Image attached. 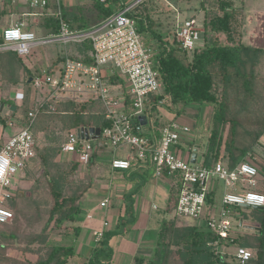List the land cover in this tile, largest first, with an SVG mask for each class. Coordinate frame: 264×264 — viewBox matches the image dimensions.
Here are the masks:
<instances>
[{
  "label": "trees",
  "instance_id": "16d2710c",
  "mask_svg": "<svg viewBox=\"0 0 264 264\" xmlns=\"http://www.w3.org/2000/svg\"><path fill=\"white\" fill-rule=\"evenodd\" d=\"M113 2L117 5L121 0ZM211 2L218 12L206 13L202 33L203 45H200L192 56L177 40L175 32L173 39H170L169 34L160 29L161 24L157 23L149 12L132 13L131 16L135 19L144 42L153 48L155 68L164 85L163 95L171 98L166 108L180 116L188 114V109L192 106L197 111L194 114L195 125L202 114V107L212 108L202 165L211 168L222 161L229 170H234L242 162L250 163L260 171L256 191L264 195V49L245 45L240 40L236 21L233 23L238 0ZM206 3L208 0L201 3L202 8H207ZM91 10L97 14L95 23L81 7L62 5L61 15L71 30L81 31L92 28L114 13L110 6L100 3L99 0H93ZM56 13L42 18L46 36L58 35L60 32V18ZM25 29L30 30V26L27 25ZM2 35L3 32L0 33V45L3 44ZM73 48L75 53L69 54L72 59L88 65L93 63L90 41L74 43ZM26 58L13 51H0V82L17 86L37 75V71L31 72ZM64 60L65 55L58 57L55 63L59 64ZM119 81L118 78L111 79L113 83ZM34 95V99L18 107L12 117L16 118L21 114L24 118L18 119L25 125H30L28 109L39 111L30 129L35 135L43 134L49 141L47 147L36 145V157L41 160L42 176L48 182L50 196L49 200L46 198L42 204L44 207L31 196H20V193L13 196L9 208L14 211L16 218L32 219L42 226L39 231L28 234L10 232L5 233V237L21 244L19 252L25 261L22 264H67L74 255V247L50 246L49 238L52 233L65 228L78 231L77 221L81 214L79 202L91 187V181H77L74 178L81 163L64 164L55 160L62 152L63 144L67 142L70 129L86 130L95 127L104 130L113 124L106 120L100 109L89 103L67 101L60 103L57 110L52 111L48 105H42L44 99L40 93L34 91ZM162 97H152V100L156 101L155 106ZM8 122L10 118L4 117L3 112H0V123L6 125ZM171 179L174 184L171 204L167 209L169 213L175 208L180 187L177 175H172ZM140 187L141 185L134 193ZM217 193L222 194V190ZM217 193L208 194V203L217 202ZM232 210L241 215L239 219L250 222L232 245L246 247L255 252L247 264H264V207L248 208L235 205ZM121 226L123 229L126 227L125 224ZM10 228L7 226L4 230L11 231ZM112 236V233H107L97 243L89 264L110 263L113 252L109 242ZM217 239L214 233L206 228L178 226L175 220L165 221L153 256L149 260L138 257L136 264H238L223 258L217 252L214 245ZM6 241L8 243L9 240ZM7 250V247L0 243V251ZM29 256H32L31 260L28 259ZM8 262L10 264L6 257L0 259V264Z\"/></svg>",
  "mask_w": 264,
  "mask_h": 264
},
{
  "label": "built area",
  "instance_id": "2783aa9c",
  "mask_svg": "<svg viewBox=\"0 0 264 264\" xmlns=\"http://www.w3.org/2000/svg\"><path fill=\"white\" fill-rule=\"evenodd\" d=\"M20 1L38 11H47L49 5L55 2L60 32L58 35L39 38L35 32L25 29L24 22H19L4 29L0 51H13L21 57H28L34 49L53 43L67 45L90 41L92 45V64L72 59L66 53L59 69L52 73L39 71L33 78L32 89L44 94L45 103L42 105L46 104L56 111L60 103L67 101L99 102L106 120L113 124L101 130V139L107 141L114 150L127 151L125 158L112 160V168L127 171L136 166H153L157 177L177 175L180 187L175 213L178 217L202 219L208 206V194L217 190L218 183L223 182L225 188H232L235 193H225L221 210L216 217L206 219L205 227L218 238L214 245L223 258L247 264L255 252L232 245L240 233L246 230L244 221L235 219L238 215L232 206L264 207V195L256 191L260 171L247 162L229 170L222 161L205 168L196 159H183L177 147L190 128L175 120L164 125H157V117L153 121L157 105L166 108L171 98L163 95L164 85L155 68L153 48L144 42L131 16L133 10L145 0H121L117 5L113 0H99L115 10L113 15L81 31L71 30L63 20L62 0H0V5ZM202 33L196 19L185 20L175 31L177 40L190 56L203 45ZM114 78L120 81L111 82ZM16 92V99L19 100L24 91L19 89ZM153 96H163L156 106ZM38 112H29L30 125L11 137L0 149V224L14 219V213L3 203L13 196L14 177L36 157V139L30 127ZM142 116L148 118L147 124L152 130L149 136L136 131L138 119ZM88 131L70 129L67 142L62 147L63 154L75 156L83 165L90 164L93 157V147L81 137L82 132ZM100 206L107 208L108 201H103ZM108 228L109 223L105 222L103 229L95 234L96 243L104 238ZM230 246L235 247L234 252L222 251V248L229 249Z\"/></svg>",
  "mask_w": 264,
  "mask_h": 264
},
{
  "label": "crops",
  "instance_id": "0c3cea01",
  "mask_svg": "<svg viewBox=\"0 0 264 264\" xmlns=\"http://www.w3.org/2000/svg\"><path fill=\"white\" fill-rule=\"evenodd\" d=\"M88 1L93 2V0ZM246 1L250 3V8H253L254 6V11L256 13H264V0H260V4L259 2L258 4H254V2H250L249 0ZM20 2L27 5L23 1ZM69 2L70 0H66L64 6L73 7L74 5ZM50 6L51 4L49 7ZM49 7L47 10H49ZM36 14L38 13H21L22 16H39ZM201 25L203 26V24ZM28 57L26 58V62L29 64L30 70L33 73H35V71L39 73V71L43 70L52 73L56 69H59L63 63L55 65L51 64L45 69L42 65L35 66L34 62ZM56 60L53 63H55ZM34 77H36V74L29 78L26 83H20L17 86H10L0 82V112H3L4 117L10 118V122L6 125L0 124L4 128L9 125L16 127L15 132L10 136L4 137L3 134L0 133V149L11 137L18 134L22 129L28 127V125H25L20 119H18L24 118L21 114L16 116V118H13L12 113H15L18 107L23 106L25 102L29 103L34 99V90L31 86L32 81L31 83L29 82L30 79L33 80ZM19 89H22L24 92L23 95L19 97V100H17L16 91H19ZM40 96L42 98L44 97V95L41 94ZM2 105L3 108L1 110ZM190 107L193 108L192 106ZM13 108H16V110H13ZM165 110L167 111L160 112L156 115L158 119L157 125H164L172 120H178L177 118L179 116H177L176 113L171 112L167 108H165ZM31 111L34 110L28 109V114ZM193 118L196 119V116L194 115ZM138 122L139 125H136V131L139 133L143 132L142 134L146 136L151 135L152 130L150 126H148V122L143 124L141 123L140 118L138 119ZM89 129L90 128L86 130ZM196 131L197 132H193L190 128V132L183 136L177 149L183 159L190 160L193 158L202 165L205 148L203 147L204 143L202 144L199 139L198 141L196 140L199 136L198 127ZM34 137H36V145L38 144L41 148L48 146L49 141L43 136V134H36ZM83 139L96 140L92 137H84ZM99 139H101V137ZM105 142L107 141L103 140V142H100L98 145L97 152L93 154L91 164H80L79 169L74 174V178L77 181H91V187L86 191L85 195L79 202L81 214L77 221V226H79L78 231L75 232L74 229L70 230L65 228L59 232L52 233L49 238L48 243L50 246L63 245L74 247V255L69 259L67 264H89L93 250L97 245L95 242V234L103 229L105 222L109 223V228L105 234L112 233L113 235L109 242L110 248L113 252V257L109 264H136V259L138 257L149 260L153 256L161 227L165 221L175 220L178 226H199L203 229L206 228V219L218 215L222 208L223 196L225 195L226 189H224V193L222 194H218L217 192L221 190V185L224 186L223 182L218 183L217 190L215 191V193H217V202L215 204L209 202L203 218L200 220L194 219V222H191L189 219L193 218L178 217L175 213V208H173L170 213L167 211L171 204L172 186L174 184L171 176L166 175L163 177H157L152 166H141L140 168H132L127 171L114 170L111 166L112 160L125 158L127 151L125 149L114 150L109 144L108 146L110 147L107 150L104 148L105 145H107ZM55 161L64 164L78 162L75 156L63 154L62 152L58 155ZM95 166H98L100 171L97 173L95 172L93 177L86 176L87 169L92 168L89 169V171H91ZM42 175L43 169L41 168L40 158L36 157L33 160H30L26 164L24 170L14 177L12 188L13 196L17 193H20V196L25 194L26 196L33 197L35 202L41 203V205L46 198L49 200V185L47 184L48 182L46 178ZM140 185V189L134 193ZM220 198L221 205L219 207L217 206V203ZM10 199L6 200L3 205L14 213V211L9 208ZM105 200L108 201V206L107 208H102L100 204ZM235 214L237 213L235 212ZM14 216L13 220L6 224H0V243L8 249L5 252L0 251V259L6 257L10 260V264H22V262L24 263L25 261L19 252L21 244L19 241H12L10 240L11 238L5 237V233L15 232L16 234H28L33 232V224L38 222H35L32 219H27L25 220L26 222L24 221V226L20 227L17 225L20 219L16 218L17 216L15 213ZM241 221L242 220H240V222ZM121 224H125L126 227L123 229ZM244 224L248 227L250 222L244 221ZM7 226L11 227V231L4 230ZM37 230L39 231L41 229ZM6 240H9L8 243ZM225 249L226 248H222V251ZM28 259L31 260L32 256H29ZM7 264H9V262Z\"/></svg>",
  "mask_w": 264,
  "mask_h": 264
},
{
  "label": "rangeland",
  "instance_id": "374dc122",
  "mask_svg": "<svg viewBox=\"0 0 264 264\" xmlns=\"http://www.w3.org/2000/svg\"><path fill=\"white\" fill-rule=\"evenodd\" d=\"M205 0H145L141 5H138L134 10L133 13H147L149 12L150 15L153 17V19L161 24V30L166 31L167 34H169V38H172L173 33L177 30L178 26L181 25L185 20L187 19H196L199 25L201 26V30H204V27L201 25L205 23L206 13L210 12H216L217 9L213 8L214 3L211 1L214 0H208V3H206V9L202 8L201 3ZM250 2H254L260 4L259 1L255 0H249ZM241 2V3H240ZM66 0L61 1V6L65 5ZM70 4H73V7H81L85 10V14L89 17V19L95 23L97 21V14L93 12L92 9V1L88 0H70ZM54 5V6H53ZM237 10L235 14V24L237 25V29L240 32V40L243 44L252 46V47H260L264 49V13H256L253 8H250V3L246 0H238L237 3ZM241 6V7H240ZM19 10V13H18ZM38 10H31L27 5L23 4L22 2H17L15 4L13 3H7V4H1L0 5V33L4 31V29L11 25H16L19 22H24L26 25L30 26L31 30L36 33L37 37H47L44 33L42 22L44 18L43 16H47V14L55 13L58 11V6L54 2L51 3V6L49 7V10L47 11H38ZM113 11H115L113 9ZM22 12H32V13H38L39 16H22ZM218 12V11H217ZM40 14H43L40 15ZM41 16V17H40ZM74 43H69L67 45L63 43H53L48 44L42 47H38L32 51V54L28 57L30 58L35 66H41L47 69L46 67H49L51 64L55 65L56 63H53L58 57L62 56L66 52L68 54H71L72 52L75 53V50L73 48ZM58 56V57H57ZM264 69V67H263ZM262 69V72H263ZM41 95H44L40 91ZM44 98V97H43ZM160 100H158L159 102ZM89 104L93 107L100 108L101 104L99 102H89ZM165 108L160 107L157 105L156 109L153 113V121H155V117L160 112H166ZM197 111L194 110V108L188 109V114L181 115L177 119L178 122L181 124L187 126L188 128H191L193 132H197L196 129L198 127L199 130V136L197 137V141L199 139L200 142H202L203 147L205 148L207 142H208V127L211 120V112L212 108L210 106L202 107V114L200 116L199 121L195 125V120L193 118L194 114ZM15 126L9 125L7 127H3L0 124V133L3 134L4 137L10 136L12 133L15 132ZM143 133V132H140ZM105 141V140H104ZM100 142H103V139H97V140H86V144L89 143L93 147L92 154H95L97 152V147L100 144ZM105 145V149L108 150L110 146ZM153 167V166H152ZM98 166L94 167L93 170L89 171L88 168L86 176H94L95 172H99L100 169ZM154 169V167H153ZM235 193L232 188H224L222 185L221 190L222 193ZM9 202V201H8ZM221 205V198L219 202L217 203V206L220 207ZM218 207V208H219ZM238 215V214H237ZM241 215H238L235 217L236 220H241ZM24 219L20 218L19 225L20 227L24 226ZM189 221L194 222V219H189ZM26 222V221H25ZM18 226V227H19ZM42 224L35 223L33 224V231H38L37 229H40ZM32 231V230H30ZM234 246H230L229 249H225L223 251H230L234 252Z\"/></svg>",
  "mask_w": 264,
  "mask_h": 264
},
{
  "label": "water",
  "instance_id": "95a60500",
  "mask_svg": "<svg viewBox=\"0 0 264 264\" xmlns=\"http://www.w3.org/2000/svg\"><path fill=\"white\" fill-rule=\"evenodd\" d=\"M31 79H30V83H31ZM2 108H3V105L1 106V110H2ZM13 110H16V108H13ZM148 118L146 117V116H142V117H140V121H141V123H143V124H146L147 123V120ZM100 133H101V130L99 129V128H90L89 129V131H88V133L86 132V133H81V137L82 138H84V137H86V138H89V137H92L93 139H99L100 138ZM248 208H250V206H247ZM254 208H263V207H254Z\"/></svg>",
  "mask_w": 264,
  "mask_h": 264
}]
</instances>
